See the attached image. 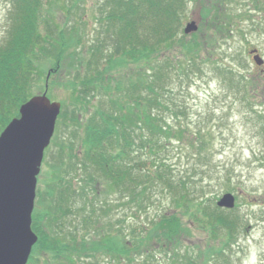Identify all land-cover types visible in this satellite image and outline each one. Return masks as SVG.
I'll use <instances>...</instances> for the list:
<instances>
[{"label":"trees","instance_id":"1","mask_svg":"<svg viewBox=\"0 0 264 264\" xmlns=\"http://www.w3.org/2000/svg\"><path fill=\"white\" fill-rule=\"evenodd\" d=\"M4 1L0 133L34 95L45 60L55 64L50 79L66 74L72 104L70 114L62 106L56 159L37 189L39 239L28 264L40 254L58 264H207L225 256L238 232L225 230L230 221L215 204L214 116L191 110V87L208 67L251 105L257 78L211 48L243 32V21L264 29V0H102L88 41L79 28L86 12L71 20L81 0L65 2L64 24L44 0ZM194 1L213 36L184 33ZM192 226L207 228L210 239L218 231V243L205 250L189 242Z\"/></svg>","mask_w":264,"mask_h":264},{"label":"rangeland","instance_id":"2","mask_svg":"<svg viewBox=\"0 0 264 264\" xmlns=\"http://www.w3.org/2000/svg\"><path fill=\"white\" fill-rule=\"evenodd\" d=\"M66 1L44 0V8L53 7L51 15L58 24L69 22L68 10L64 5ZM101 1L81 0L77 7L74 6L72 9L71 13L76 12L77 15H73L71 20L86 12L85 24L80 23L79 25V28L84 29L86 41L94 34L93 29L97 23V15H99L98 5ZM67 4L71 6V1L69 3L67 1ZM187 8L183 30L186 23L192 20L198 23L201 30L204 29V10L199 8V4L195 1L189 2ZM6 12V2L0 0V41L7 26ZM211 23L210 21L205 25L203 33L199 32L202 37L208 38L214 35L210 28ZM247 23V21L241 22V26H244L243 32H233L232 36L221 40L219 45H216L218 47L211 49L216 53V59L219 58L221 62L239 66L246 75L257 78L259 88L256 87V92L252 90L254 98L251 97V105L239 102L233 94H228V87L223 84L222 78L209 71L208 67L205 68L207 74L193 82L191 87V110L198 116H204L206 113L214 116L211 129L214 136V148L217 152L216 161L219 165L218 170H220L217 175L220 177L213 180L216 185L214 193H217L215 204L225 192H233L236 196L235 207L223 209L221 213H226L220 214L230 221V223H225V230L234 226L235 231L238 232L236 239L227 248L225 256H217L215 261H209L207 264H264V135L260 134L261 129L264 128V119L255 112L256 110L264 111V62L261 66L258 65L252 52L257 50V53L264 59V29L249 30V26L246 27ZM52 60H45L42 64V79L35 83L33 94H40L46 90L47 74L55 67ZM65 75L57 73L52 76L48 82V96L52 100L65 104V111L70 114L72 104L69 100L70 90L66 84ZM56 149L57 140H54L46 152V160L44 158L38 177V187H43V183L40 184V182L45 179L50 165L55 162ZM172 154L176 156L174 151ZM184 220L189 221L190 216L187 215ZM187 224L189 225V222ZM192 227L189 242L197 243L205 250L209 243H218V231L217 235L210 239L207 228ZM36 257L39 264H58L47 260L50 255L47 257L40 254Z\"/></svg>","mask_w":264,"mask_h":264},{"label":"water","instance_id":"3","mask_svg":"<svg viewBox=\"0 0 264 264\" xmlns=\"http://www.w3.org/2000/svg\"><path fill=\"white\" fill-rule=\"evenodd\" d=\"M198 28L192 20L184 31L190 34ZM254 59L258 65L264 62L259 54ZM50 74L46 90L22 103L19 116L0 133V264H27L39 238L32 228L38 175L62 108L47 94ZM235 203L232 192L217 201L219 207L229 209Z\"/></svg>","mask_w":264,"mask_h":264}]
</instances>
